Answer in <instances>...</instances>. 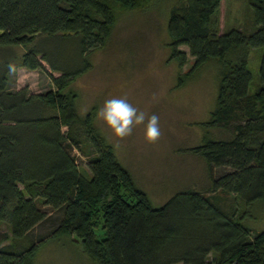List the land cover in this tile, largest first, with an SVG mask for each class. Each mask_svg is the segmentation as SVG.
<instances>
[{
  "label": "trees",
  "instance_id": "16d2710c",
  "mask_svg": "<svg viewBox=\"0 0 264 264\" xmlns=\"http://www.w3.org/2000/svg\"><path fill=\"white\" fill-rule=\"evenodd\" d=\"M153 1L0 0V45L24 48L12 66L41 70L52 85L42 93L7 90L9 66L0 73V223L10 233L0 264H33L37 244L21 240L47 217L41 206L60 212L48 237H74L95 264H264V230L251 233L237 206L215 194L264 203V0H246L248 29L222 32L220 0H174L168 8L169 58L177 67L186 62L180 46L192 58L177 85L206 64L216 67L214 105L202 124L228 135L204 136L186 149L204 161L209 194L176 191L152 206L93 125L94 108L75 112L76 94L67 87L90 65L88 54L104 46L118 11L144 10ZM253 48L261 54L249 93ZM70 148L86 156V173ZM213 167L225 170L213 176Z\"/></svg>",
  "mask_w": 264,
  "mask_h": 264
},
{
  "label": "rangeland",
  "instance_id": "374dc122",
  "mask_svg": "<svg viewBox=\"0 0 264 264\" xmlns=\"http://www.w3.org/2000/svg\"><path fill=\"white\" fill-rule=\"evenodd\" d=\"M173 1L154 0L144 10L118 11L104 46L88 54L90 65L67 87L76 94L73 107L78 116L94 108L93 125L152 206L162 204L176 191L191 189L209 194L210 179L204 161L186 149L199 144L204 136L226 138L228 135L221 127L208 128L202 124L214 105L216 67L206 64L192 79L177 85V74L189 68L192 58L184 46L179 47L186 56L182 66L177 67L176 62L169 58L165 23ZM251 19V9L246 0L218 2L219 32L231 28L248 29ZM62 44L51 45L62 48ZM23 49L21 46L0 45V73L15 62V56L18 57ZM260 54V48L249 50V93L258 84ZM41 63L47 69L46 63ZM51 74L57 75L55 72ZM4 75L7 90L24 87L27 92L42 93L52 89L49 77L41 70L16 67L13 72L8 67ZM110 98H127L129 103L149 116L158 115L162 132L160 140L155 145L148 144L144 125H140L126 140L118 141L97 118V111ZM44 113H50L48 108L44 109ZM64 129L61 127V130ZM70 152L78 170L86 173V156L75 148H70ZM224 170L213 167L211 175L216 176ZM215 194L219 203L237 206L240 222L251 233L264 230L263 202L255 200L244 205L231 194ZM41 209L47 217L26 233V239L21 240L23 244H37L33 264H95L81 252L74 237H48L60 218V212L46 206H41ZM9 240L8 226L0 223V245ZM206 259L210 260L211 255H207Z\"/></svg>",
  "mask_w": 264,
  "mask_h": 264
},
{
  "label": "clouds",
  "instance_id": "9594fccd",
  "mask_svg": "<svg viewBox=\"0 0 264 264\" xmlns=\"http://www.w3.org/2000/svg\"><path fill=\"white\" fill-rule=\"evenodd\" d=\"M9 70L14 72V66L9 65ZM97 118L118 141L126 140L132 135L134 128L140 125H144L145 140L148 144L155 145L162 136L159 116H149L129 103L127 98L105 100L97 111Z\"/></svg>",
  "mask_w": 264,
  "mask_h": 264
}]
</instances>
